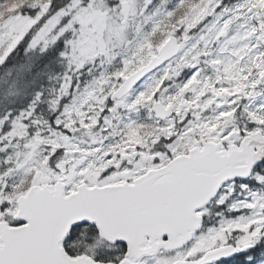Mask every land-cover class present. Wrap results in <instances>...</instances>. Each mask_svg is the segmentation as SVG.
Instances as JSON below:
<instances>
[{
    "label": "snow or ice",
    "instance_id": "snow-or-ice-1",
    "mask_svg": "<svg viewBox=\"0 0 264 264\" xmlns=\"http://www.w3.org/2000/svg\"><path fill=\"white\" fill-rule=\"evenodd\" d=\"M0 264H264V0H0Z\"/></svg>",
    "mask_w": 264,
    "mask_h": 264
}]
</instances>
